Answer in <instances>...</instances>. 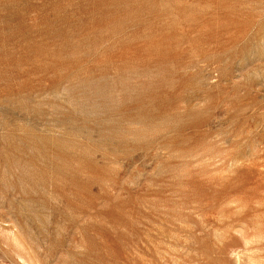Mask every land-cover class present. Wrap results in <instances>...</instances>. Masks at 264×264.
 <instances>
[{"label":"rangeland","instance_id":"374dc122","mask_svg":"<svg viewBox=\"0 0 264 264\" xmlns=\"http://www.w3.org/2000/svg\"><path fill=\"white\" fill-rule=\"evenodd\" d=\"M0 264H264V0H0Z\"/></svg>","mask_w":264,"mask_h":264}]
</instances>
